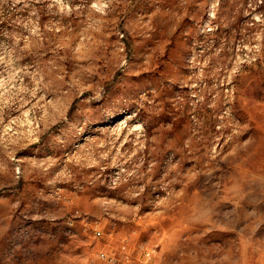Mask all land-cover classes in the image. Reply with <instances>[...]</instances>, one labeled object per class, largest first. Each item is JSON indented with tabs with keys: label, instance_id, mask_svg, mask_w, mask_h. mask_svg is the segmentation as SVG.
Segmentation results:
<instances>
[{
	"label": "rangeland",
	"instance_id": "1",
	"mask_svg": "<svg viewBox=\"0 0 264 264\" xmlns=\"http://www.w3.org/2000/svg\"><path fill=\"white\" fill-rule=\"evenodd\" d=\"M122 244L264 264V0H0V264Z\"/></svg>",
	"mask_w": 264,
	"mask_h": 264
},
{
	"label": "built area",
	"instance_id": "2",
	"mask_svg": "<svg viewBox=\"0 0 264 264\" xmlns=\"http://www.w3.org/2000/svg\"><path fill=\"white\" fill-rule=\"evenodd\" d=\"M103 233L98 226L93 227V236L95 238L102 237ZM118 259L113 253L109 254L106 251L102 250L97 253V258L101 261H106L109 263L115 264L116 262L120 264H131V255L133 252L129 249L128 245L122 244L119 249ZM152 251L149 249H144L138 252L136 260L140 263H146L151 259Z\"/></svg>",
	"mask_w": 264,
	"mask_h": 264
}]
</instances>
